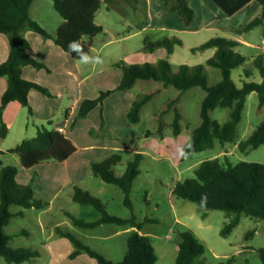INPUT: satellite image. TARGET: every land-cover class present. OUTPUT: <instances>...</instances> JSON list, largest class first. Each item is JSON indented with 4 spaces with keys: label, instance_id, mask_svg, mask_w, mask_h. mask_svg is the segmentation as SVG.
Here are the masks:
<instances>
[{
    "label": "rangeland",
    "instance_id": "1",
    "mask_svg": "<svg viewBox=\"0 0 264 264\" xmlns=\"http://www.w3.org/2000/svg\"><path fill=\"white\" fill-rule=\"evenodd\" d=\"M153 3L164 5L162 0H155ZM194 5L198 10V19L196 10L191 6L196 15L193 26L191 29L181 30L171 27L161 29L159 24H162L165 17L156 20L153 27L145 26L148 23L147 0H128L110 10L106 9L107 5L103 1L96 23L101 24L106 33L95 37L88 54L100 56L103 65L80 63L83 76L86 77L81 97L94 99L101 91L115 89L119 69L116 64H156L162 59L167 60L173 68L181 64H201L205 68L208 84L215 85L221 80V72L218 68L209 66L207 60L216 49H194L218 36L238 41L240 45L235 51L246 59L244 64L231 72L236 86L242 88L245 82H262L263 77L254 59L264 54V25L245 30V26L261 14H258L260 11L250 6L237 15L228 16L212 0H195ZM30 16L50 34L63 21L54 8L53 0H35L30 8ZM26 31L25 29L24 35ZM173 36L180 38L182 44L176 46L171 55L164 48L154 52L144 49L146 37L155 41ZM75 60L79 62L78 59ZM62 69L59 68V72ZM43 74L48 81L46 83L50 85L51 89H48L51 95L37 92L51 99L53 124L43 122L39 115L34 112L31 114L27 107L14 102L17 109L7 120L8 134L6 138H0L4 163L22 170L19 178L16 176L17 181L31 184L34 202L42 205V208L18 205L10 207L14 216L5 227V231L12 236L8 245L12 249L30 248L37 251L38 256L22 263H9L2 258L0 264H98L85 251L72 258L76 247L70 239L58 232V228L72 233L84 245L101 253L113 263L119 264L123 261L128 237L136 228L117 224H101L93 228L74 225L72 216L91 223L102 217V213L95 206L73 201L75 186L93 194L103 203L109 214L125 219L135 215L137 222H142L141 233L152 239V246L158 257L156 264H175L180 233L187 230H192L204 244V256L208 264L226 261L233 255L237 257L236 264H262L258 251L264 248V220L243 216L240 223L224 236L221 232L234 214L201 208L195 202L176 197L172 192L176 183L194 176V170L202 161L216 157L223 159L225 154L222 152L225 151H232L227 158L232 164L240 161L264 163V146L248 153H242L235 147V144L257 129L264 119V107H258L257 92H252L247 97L235 143L221 144L216 141L214 147L183 158L181 153L184 144L192 130L201 124V104L206 92L200 87H193L182 93L177 104L182 115L181 132L175 136L169 125L174 119V111L162 117L168 125L161 132L160 121L155 118L165 108L166 103L179 94V90L174 86L163 87L161 82L154 80H138L127 93L116 91L104 101L103 106L95 108L88 118L77 121L74 137L81 149L68 162H44L35 168L26 169L20 165L17 156L8 153V150L24 139L34 138L43 127L51 130L53 125L64 120L63 113L73 103L72 97L65 93L67 84L63 83L61 73ZM156 88H160V91L143 107L140 122L130 123L127 113L132 101ZM61 93L64 94L57 99ZM210 116L223 124L230 119V109L216 108L210 112ZM147 131L152 134L146 136ZM88 142L92 143V147L87 148L89 151L83 148ZM141 151L145 152V156L140 162L139 174L130 193L133 206L131 209L125 204L123 190L95 176L91 163L99 162L111 154H118L121 162L113 168L121 176L134 153ZM252 230L254 234L247 237Z\"/></svg>",
    "mask_w": 264,
    "mask_h": 264
},
{
    "label": "trees",
    "instance_id": "2",
    "mask_svg": "<svg viewBox=\"0 0 264 264\" xmlns=\"http://www.w3.org/2000/svg\"><path fill=\"white\" fill-rule=\"evenodd\" d=\"M34 1L0 0V34H5L9 42L8 57L0 64V77L7 80V87L0 104V138L2 139L8 134L4 110L10 103L17 102L27 107L32 114L28 100L29 92L35 89L44 95H51L47 87L22 77V70L25 66L37 69L45 67L43 63L28 53L30 44L24 36V30H32L45 39H52L72 58L78 59L75 52L69 51L68 44L70 41L79 40L83 44L84 52L90 53L93 38L104 33L103 27L95 21L102 2L104 1L110 10L115 5L128 0H53L55 10L63 18V22L54 34H50L31 18L30 8ZM162 1L171 13L182 18L186 26L193 23L195 11L189 5L190 0ZM212 1L228 16L234 15L251 1H256L262 7L261 14L251 20L245 26V30L264 25V0ZM181 44L182 41L177 36L164 37L155 41L148 37L144 39L146 51L154 52L164 48L168 55H171L175 47ZM239 45L240 43L234 39L218 36L194 49H216L213 56L207 60L209 66L218 68L221 72V80L215 85L208 84L205 68L201 64H181L173 68L164 59L156 64L149 62L130 65L117 64L122 74L120 83L113 90L101 91L97 98L84 99L80 104L76 119L86 118L92 110L103 106L104 101L116 91L131 89L138 80H154L161 82L163 87L174 86L179 90V94L168 101L165 108L159 112V116L155 118L160 121L159 130L161 132L164 126L168 125L162 117L174 111V119L169 125L175 136L181 132L182 115L177 109V104L180 102L182 93L193 87H200L206 92L201 104V124L192 130L189 139L184 144L182 152L187 155L182 156L183 158L214 147L216 141L221 144L235 143L238 124L242 119L248 95L257 92L258 107L259 109L264 107V54L254 59L263 81L260 83L245 82L242 88H238L231 77V72L246 61L242 54L235 51ZM245 73L249 75L248 71ZM159 91L160 88H156L139 95L132 101L127 113L130 123L140 122L143 107ZM216 108L230 109V119L223 124L213 120L210 112ZM151 134V131H147L146 136ZM260 146H264V119L257 129L237 144L242 153H248ZM77 150L75 144L62 132L43 127L34 138L24 139L17 146L9 149L8 153L17 156L23 168H31L44 162H63ZM2 154L4 153L0 151V259L3 258L9 263H22L35 259L38 252L30 248L12 249L9 247L12 236L5 231V227L14 216L10 207L18 205L25 208H42V205L34 202L31 184H21L17 181L16 176L19 170L14 165L5 164ZM144 156L141 152L134 153L132 160L127 163L126 171L121 176H118L113 168L121 162L118 154H111L99 162L91 163V169L95 176L101 177L106 183L119 186L125 194V204L132 209L130 193ZM227 158L225 154L223 159L216 157L202 161L194 170V176L176 183L172 191L176 197L195 202L201 208L234 214L221 232L224 236L240 223L243 216L264 220V163L240 161L232 164L227 161ZM204 194L207 200L202 204L201 197ZM72 199L80 204L93 205L102 213L101 219L92 223L72 216L76 226L93 228L101 224H117L136 228L128 237L127 251L123 261L119 264H156L158 257L152 246V239L149 235L141 233L142 222H137L135 215L125 219L109 214L99 199L79 186L74 187ZM58 232L74 243L76 250L72 253V258L78 256L81 251H85L90 257L95 258L98 264H115L101 253L84 245L72 233L64 232L59 228ZM253 234L254 230L249 231L247 237ZM258 254L264 264V248L259 249ZM204 255L205 246L192 230L180 233L175 264H208ZM236 261L237 257L233 255L217 264H236Z\"/></svg>",
    "mask_w": 264,
    "mask_h": 264
},
{
    "label": "crops",
    "instance_id": "3",
    "mask_svg": "<svg viewBox=\"0 0 264 264\" xmlns=\"http://www.w3.org/2000/svg\"><path fill=\"white\" fill-rule=\"evenodd\" d=\"M155 0H147V18L148 23H146L145 26L147 27H153L155 24V21L160 20L165 17V20L162 22V24H159L161 29L165 28H181V30L191 29L192 24L190 26H186L183 23V20L180 16L177 14L171 13L164 5L153 3ZM256 1H251L249 4H247L244 8L239 10L234 15H237L241 13V11H245L248 7L252 6L256 8L258 11H260L258 14L261 13L262 8L261 6H257ZM195 0H190L189 4L192 6L197 13L196 19H198V10L196 9ZM258 3V2H257ZM155 4V6L153 5ZM259 4V3H258ZM260 5V4H259ZM108 10V8H106ZM100 11V10H99ZM98 11V12H99ZM98 14V13H97ZM96 14V16H97ZM96 21V19H95ZM63 22V21H62ZM61 22V23H62ZM60 23V24H61ZM98 24V23H97ZM101 25V24H98ZM102 26V25H101ZM176 26V27H175ZM103 27V26H102ZM58 28V27H57ZM56 28V29H57ZM104 29V27H103ZM55 31L53 32V34ZM104 33H106V29H104ZM26 39L28 40L30 44V50L28 53L38 60L39 62L43 63L45 65V68L37 69L32 66H25L22 70V77L25 80L33 81L39 84H43L47 86V88H50V85H48V82L45 77L44 72H47L49 74L57 73L62 74L63 83L67 84V87L65 88V93L68 94L70 97H72V105L69 107L64 114V120L61 122L56 123L53 125L54 127L51 130H59V128L63 129V134L68 137L77 147V149H81L77 143V139L74 137V128L79 119H76L79 107L81 102L85 99L81 97V93L83 92V81L86 77L83 76L81 65L78 61H76L74 58H72L69 54H67L65 51L62 50L60 46H58L52 39H45L43 37H40L38 34L32 32L31 30H27L25 35ZM95 37L92 40V45L94 42ZM92 48V47H91ZM9 54V42L7 36H4V34H0V64L3 63ZM115 64V63H113ZM117 65V64H116ZM59 68H63L59 72ZM120 69V68H119ZM117 70V85L120 83L121 80V70ZM42 71V72H41ZM59 72V73H58ZM64 86V85H63ZM7 87V80L4 77H0V104H1V97ZM51 89V88H50ZM86 89V88H85ZM130 89L123 91V93H127ZM38 90L32 89L28 94V100L29 104L33 110V112L36 115L40 116V119L44 122L47 121L49 124H53V113L51 112L52 104L50 103V98L44 97L43 95L39 94L37 92ZM64 93H61L57 96V99L60 98V95L62 96ZM110 98V97H109ZM108 98V99H109ZM107 99V100H108ZM60 107V104H59ZM16 104L10 103L6 109L4 110V120L6 124H9L8 119L12 117V114L14 111H16ZM95 110V109H94ZM92 110L86 118L89 117V115L94 111ZM129 110V109H128ZM85 119V118H84ZM9 126V125H8ZM140 138V137H138ZM92 143H87L83 148H91ZM235 147H237V144H235ZM90 149H87L89 151ZM141 153H145L144 151H141ZM232 151H225L222 154H226L227 156L231 154ZM73 156V154L65 161L68 162L69 159ZM38 165L34 166L37 167ZM33 168V167H31ZM30 169V168H26ZM22 171V170H21ZM21 171H18L17 178H19V174ZM25 178H28V176H25ZM27 180V179H26ZM22 182V181H20ZM25 182V181H24ZM27 183V182H26Z\"/></svg>",
    "mask_w": 264,
    "mask_h": 264
},
{
    "label": "clouds",
    "instance_id": "4",
    "mask_svg": "<svg viewBox=\"0 0 264 264\" xmlns=\"http://www.w3.org/2000/svg\"><path fill=\"white\" fill-rule=\"evenodd\" d=\"M68 49L70 52H75L78 56L79 63L82 65H93V66H102L103 60L100 56H89L87 53L83 50V44L79 40L70 41L68 44ZM182 156H186L187 153L182 152ZM207 196L206 194L202 195L201 197V203L203 204L206 202Z\"/></svg>",
    "mask_w": 264,
    "mask_h": 264
},
{
    "label": "built area",
    "instance_id": "5",
    "mask_svg": "<svg viewBox=\"0 0 264 264\" xmlns=\"http://www.w3.org/2000/svg\"><path fill=\"white\" fill-rule=\"evenodd\" d=\"M58 131H60V132H63V129L62 128H59V130Z\"/></svg>",
    "mask_w": 264,
    "mask_h": 264
}]
</instances>
